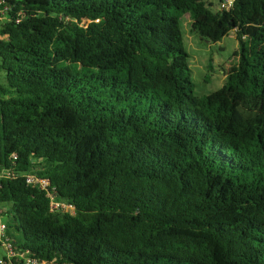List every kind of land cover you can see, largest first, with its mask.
Masks as SVG:
<instances>
[{
    "label": "trees",
    "instance_id": "16d2710c",
    "mask_svg": "<svg viewBox=\"0 0 264 264\" xmlns=\"http://www.w3.org/2000/svg\"><path fill=\"white\" fill-rule=\"evenodd\" d=\"M208 6L0 0L12 264H264V0ZM185 13L202 40L235 31L239 44L236 70L202 97ZM54 196L74 211L52 210Z\"/></svg>",
    "mask_w": 264,
    "mask_h": 264
},
{
    "label": "rangeland",
    "instance_id": "374dc122",
    "mask_svg": "<svg viewBox=\"0 0 264 264\" xmlns=\"http://www.w3.org/2000/svg\"><path fill=\"white\" fill-rule=\"evenodd\" d=\"M219 0H208V7L214 12L219 10ZM6 14L4 13V20ZM181 29L183 34L184 47L189 55L188 72L194 85V93L197 96H204L219 89L225 83V76L231 70H236L239 44L235 31L216 42L202 40L191 28V18L188 13L181 15ZM249 52L252 48L248 45L245 48ZM54 199H57L55 196ZM7 209V204H1ZM73 212L74 208H68ZM1 253V252H0Z\"/></svg>",
    "mask_w": 264,
    "mask_h": 264
},
{
    "label": "built area",
    "instance_id": "2783aa9c",
    "mask_svg": "<svg viewBox=\"0 0 264 264\" xmlns=\"http://www.w3.org/2000/svg\"><path fill=\"white\" fill-rule=\"evenodd\" d=\"M234 0H221L219 3V9H228L232 6ZM3 14V11L0 9V18ZM10 175L9 172L0 171V188H1V179L5 176ZM26 182L28 184L38 186L41 188H45L49 184V180L43 178L41 176H36L31 173H27L25 175ZM72 205L64 204L57 199L52 198L50 207L52 210L54 209H65L68 210ZM73 207V206H72ZM3 209L0 208V264L8 262V264H12L11 259L16 257H22L23 255L14 248L11 241L6 237V223L4 222V218L2 216ZM24 264H35V261L30 260L29 258L24 259Z\"/></svg>",
    "mask_w": 264,
    "mask_h": 264
},
{
    "label": "crops",
    "instance_id": "0c3cea01",
    "mask_svg": "<svg viewBox=\"0 0 264 264\" xmlns=\"http://www.w3.org/2000/svg\"><path fill=\"white\" fill-rule=\"evenodd\" d=\"M4 21V13L2 14L1 18H0V25L1 23Z\"/></svg>",
    "mask_w": 264,
    "mask_h": 264
}]
</instances>
